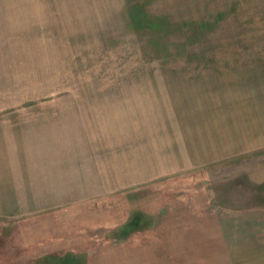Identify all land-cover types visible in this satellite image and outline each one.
<instances>
[{"label":"rangeland","instance_id":"374dc122","mask_svg":"<svg viewBox=\"0 0 264 264\" xmlns=\"http://www.w3.org/2000/svg\"><path fill=\"white\" fill-rule=\"evenodd\" d=\"M261 180L264 0H0V264L122 261L160 190L185 224Z\"/></svg>","mask_w":264,"mask_h":264},{"label":"crops","instance_id":"0c3cea01","mask_svg":"<svg viewBox=\"0 0 264 264\" xmlns=\"http://www.w3.org/2000/svg\"><path fill=\"white\" fill-rule=\"evenodd\" d=\"M156 194L159 202L165 200L164 206L149 209L150 214L143 212L154 224L132 231L123 240L122 261L111 264H264V192L257 194L261 204L230 211L211 210L195 203L189 195L181 197L186 200L185 224H180L175 211L178 193L173 190L169 202L162 190ZM61 238L56 241L63 244ZM61 245L46 250L54 254L67 249ZM104 262L110 264L109 260Z\"/></svg>","mask_w":264,"mask_h":264},{"label":"trees","instance_id":"16d2710c","mask_svg":"<svg viewBox=\"0 0 264 264\" xmlns=\"http://www.w3.org/2000/svg\"><path fill=\"white\" fill-rule=\"evenodd\" d=\"M133 17L135 18L136 15H133ZM147 21V27H151L150 29L154 28V26H156L158 23L157 21H152V20H146ZM143 22V21H142ZM145 22V21H144ZM146 23V22H145Z\"/></svg>","mask_w":264,"mask_h":264}]
</instances>
